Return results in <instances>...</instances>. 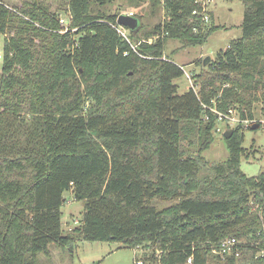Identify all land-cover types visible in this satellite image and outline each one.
I'll return each mask as SVG.
<instances>
[{
	"label": "trees",
	"instance_id": "obj_1",
	"mask_svg": "<svg viewBox=\"0 0 264 264\" xmlns=\"http://www.w3.org/2000/svg\"><path fill=\"white\" fill-rule=\"evenodd\" d=\"M21 1L0 0V264H40L51 245L72 253L81 239L147 246L148 264H264V170L241 168L243 125L224 133L229 157L202 173L217 111L237 105L254 119V101H264V0H240L242 35L202 59L184 93L183 65L165 48L169 39L202 45L217 29L212 12L205 30L193 14L200 0H136L164 19L145 29L134 13L141 26H124L126 36L120 13L101 9L114 0H67L70 27L46 0ZM67 191L85 204L70 232ZM155 199L176 201L159 208ZM245 227L260 244L221 254Z\"/></svg>",
	"mask_w": 264,
	"mask_h": 264
},
{
	"label": "rangeland",
	"instance_id": "obj_2",
	"mask_svg": "<svg viewBox=\"0 0 264 264\" xmlns=\"http://www.w3.org/2000/svg\"><path fill=\"white\" fill-rule=\"evenodd\" d=\"M46 1L50 4L53 11L59 13L60 22L65 27H70L71 15L67 10V0ZM11 2L17 5L22 4L21 0H11ZM138 3L139 2L136 0H114L113 3L103 6L101 9L108 13L128 14L131 11L138 13L140 17H142V24L145 29H151L156 23L164 19V11L160 6L155 8L151 6L152 3L150 2L137 6ZM98 8L96 4L92 6L93 10ZM208 8L214 16V21L213 23L211 21V23L214 24L217 29L209 36L204 44L184 46L183 43L177 39H169L167 42L165 54L170 55L177 64L183 65L185 71L183 76L175 80L179 87V93H184L192 84L194 85L191 78H189L192 71L196 73H202L204 71L201 65H199L202 59L205 60L207 56H211V59H214L218 51L225 49L232 40L242 35L241 24L243 22L245 9L242 1L211 0L208 2ZM123 29L127 31V28L124 27ZM173 52L175 53L173 54ZM3 55L4 35L0 33V80L2 75ZM208 71H210V69L205 70L206 74ZM235 106L237 107V105ZM236 107L231 108L234 111L232 116L236 117L234 122L229 121L228 124L227 119H218L219 125L217 127L218 131L215 133V141L211 147L203 153L208 161V166L202 167V173H207L206 171L211 164L225 161L229 157V149L224 133L229 130L228 125L233 129L239 124L243 125L245 132V142L243 145L246 147L247 154L241 162L242 170L249 176L258 175L264 170V125L257 129L249 128L253 122H264V101L260 99L254 101V119H243ZM213 109L217 111L216 108ZM217 113L226 114L228 112L217 111ZM65 198L67 201L62 208L63 228L65 232H70L81 224L85 204L84 201L76 200L72 191H67L65 193ZM175 201V199H155L153 204L159 208H163L174 204ZM252 203L254 205V202ZM255 208L259 209L260 207L255 204ZM243 230L245 233L238 236V243L260 244L258 235L249 233L248 227H245ZM50 251V256L40 254V264H136L138 260H141L143 264H148L145 258L151 255L150 248L144 245L131 248L123 246L117 241H93L84 239L77 241L72 253L56 245H51ZM263 254L264 250L258 252L259 256Z\"/></svg>",
	"mask_w": 264,
	"mask_h": 264
},
{
	"label": "built area",
	"instance_id": "obj_3",
	"mask_svg": "<svg viewBox=\"0 0 264 264\" xmlns=\"http://www.w3.org/2000/svg\"><path fill=\"white\" fill-rule=\"evenodd\" d=\"M202 3V7L201 9H196L194 10L193 14L197 15L200 17L201 19V27L202 29H206V26H210L211 23V11L208 8V2L211 0H200ZM128 14L130 15H134V12L131 11ZM202 29H200L198 26H196L194 28L195 32H199L200 30L202 31ZM121 33L126 36V31L124 29H120ZM153 38L149 39V42H152ZM234 114L233 109H229V112L224 114V113H219V119L223 120V119H227L228 123L230 122H234L236 120V117H233L232 115ZM238 243L236 238H226L224 240H222L221 244H220V248H219V252L221 254H225V252L227 250H230L233 246H235ZM188 263L192 264V258L188 259ZM136 264H143V262L141 260L136 261Z\"/></svg>",
	"mask_w": 264,
	"mask_h": 264
},
{
	"label": "water",
	"instance_id": "obj_4",
	"mask_svg": "<svg viewBox=\"0 0 264 264\" xmlns=\"http://www.w3.org/2000/svg\"><path fill=\"white\" fill-rule=\"evenodd\" d=\"M118 23L119 25L126 26L127 28L131 30H136L141 26V21L139 18H137L134 15L125 14V13H122L118 16ZM210 61H211V56H207L204 60V65H207ZM258 127H260V123H255L252 126L253 129H257ZM232 134H233L232 129L227 130L225 132V136L227 138H230Z\"/></svg>",
	"mask_w": 264,
	"mask_h": 264
}]
</instances>
